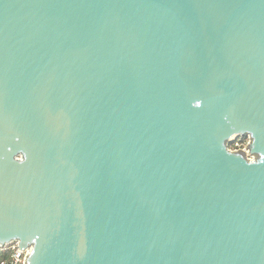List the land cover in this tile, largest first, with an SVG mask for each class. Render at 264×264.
Instances as JSON below:
<instances>
[{
    "label": "water",
    "instance_id": "obj_1",
    "mask_svg": "<svg viewBox=\"0 0 264 264\" xmlns=\"http://www.w3.org/2000/svg\"><path fill=\"white\" fill-rule=\"evenodd\" d=\"M14 242L25 264H264V0H0Z\"/></svg>",
    "mask_w": 264,
    "mask_h": 264
},
{
    "label": "built area",
    "instance_id": "obj_2",
    "mask_svg": "<svg viewBox=\"0 0 264 264\" xmlns=\"http://www.w3.org/2000/svg\"><path fill=\"white\" fill-rule=\"evenodd\" d=\"M234 151H239V149ZM11 245L12 247L9 250H6L9 253V258L1 260L0 264H25L30 250L19 251L17 242L11 243L9 246ZM0 249H3V247H0Z\"/></svg>",
    "mask_w": 264,
    "mask_h": 264
},
{
    "label": "rangeland",
    "instance_id": "obj_3",
    "mask_svg": "<svg viewBox=\"0 0 264 264\" xmlns=\"http://www.w3.org/2000/svg\"><path fill=\"white\" fill-rule=\"evenodd\" d=\"M249 144V138L248 137H238L236 139H234L231 143L228 144V148L231 150V151H234V150H241V151H247L246 148H247V145ZM252 159V158H250ZM12 247L11 246H4L3 249L5 250H9L10 248Z\"/></svg>",
    "mask_w": 264,
    "mask_h": 264
},
{
    "label": "trees",
    "instance_id": "obj_4",
    "mask_svg": "<svg viewBox=\"0 0 264 264\" xmlns=\"http://www.w3.org/2000/svg\"><path fill=\"white\" fill-rule=\"evenodd\" d=\"M9 258V253L5 249H0V261L1 260H6Z\"/></svg>",
    "mask_w": 264,
    "mask_h": 264
}]
</instances>
